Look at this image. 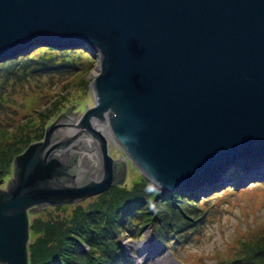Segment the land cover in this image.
Returning <instances> with one entry per match:
<instances>
[{
  "label": "water",
  "instance_id": "water-1",
  "mask_svg": "<svg viewBox=\"0 0 264 264\" xmlns=\"http://www.w3.org/2000/svg\"><path fill=\"white\" fill-rule=\"evenodd\" d=\"M39 38L98 52L95 104L15 157L0 264H29L41 207L123 183L130 161L169 192L264 177V0H0V61Z\"/></svg>",
  "mask_w": 264,
  "mask_h": 264
},
{
  "label": "trees",
  "instance_id": "trees-1",
  "mask_svg": "<svg viewBox=\"0 0 264 264\" xmlns=\"http://www.w3.org/2000/svg\"><path fill=\"white\" fill-rule=\"evenodd\" d=\"M41 43L46 47L31 50ZM95 58L96 51L80 41L54 42L39 38L32 46L0 61V93L13 95L27 81L40 79H46L44 87L68 86L91 69ZM41 110L37 106L33 112L39 115ZM33 112L23 113L21 118L6 119L0 110V179L13 174L15 157L33 144L29 142L21 149L30 138L25 139L15 131L34 118ZM212 199H204L199 206L196 197L182 190H162L139 173L131 187L114 185L86 204L76 202L60 206L65 214L54 216L50 213L46 218L33 215L30 218L29 264H136L123 250L121 238L126 232L132 238H139L150 227L156 240L166 246L173 241L180 242L184 240V230L191 227L197 230L205 216L206 221L212 223L220 218L221 208L203 206ZM251 230L246 236L254 232ZM241 245L233 257L234 247L227 249L229 257L220 252L218 264H264V235L241 241Z\"/></svg>",
  "mask_w": 264,
  "mask_h": 264
},
{
  "label": "rangeland",
  "instance_id": "rangeland-1",
  "mask_svg": "<svg viewBox=\"0 0 264 264\" xmlns=\"http://www.w3.org/2000/svg\"><path fill=\"white\" fill-rule=\"evenodd\" d=\"M45 45L43 43L31 50L46 47ZM96 55L97 58L91 64V69L68 86L57 88L55 87L57 85H54L48 88L42 85L47 83L46 79H40L39 81H27L24 86H19L13 95L0 93V110L5 113L3 117L6 119H12V116L21 118V114L33 112L34 107L37 106L42 109L39 115L33 112L35 115L33 119L16 128L15 131L25 139L30 138L25 141L21 149H24L29 142H37V138L43 137L44 139L47 130L51 132L52 124L64 119L66 110L69 108L80 102L82 113H84L87 108L95 104L91 84L94 77L100 73L97 51ZM11 81L13 80L9 82ZM3 106L5 109H1ZM19 121L22 122V120ZM120 152H124V149L119 145L116 153ZM130 164L132 173L122 180L123 183L115 185L131 187L139 177V173L142 174L131 161ZM12 176L13 174L9 177H2L0 185H7ZM182 191L186 195L196 197L199 200V206H202L204 199L213 197L203 206L221 208L220 218L212 223L206 221L205 216L204 220L198 224L197 230L194 229L195 227L184 230L185 242L181 239L180 242L173 241L169 246L156 240L150 227L144 230L139 238H132L126 232L121 238L123 250L136 264H218L217 258L220 252H225L229 257L227 249L231 250L234 247L235 250L231 251L233 257L237 250L240 251L241 241L261 238L264 235V177L259 176L243 185L233 182L217 191L200 193ZM98 195L90 196L77 203L86 204ZM60 206L62 205L41 207L34 215H42L46 218L52 213L58 216L63 213ZM250 228L254 232L246 236Z\"/></svg>",
  "mask_w": 264,
  "mask_h": 264
},
{
  "label": "bare ground",
  "instance_id": "bare-ground-1",
  "mask_svg": "<svg viewBox=\"0 0 264 264\" xmlns=\"http://www.w3.org/2000/svg\"><path fill=\"white\" fill-rule=\"evenodd\" d=\"M108 136H113L112 131L109 129Z\"/></svg>",
  "mask_w": 264,
  "mask_h": 264
},
{
  "label": "flooded vegetation",
  "instance_id": "flooded-vegetation-1",
  "mask_svg": "<svg viewBox=\"0 0 264 264\" xmlns=\"http://www.w3.org/2000/svg\"><path fill=\"white\" fill-rule=\"evenodd\" d=\"M118 168V167H117Z\"/></svg>",
  "mask_w": 264,
  "mask_h": 264
}]
</instances>
